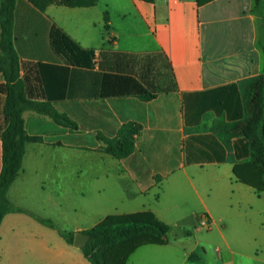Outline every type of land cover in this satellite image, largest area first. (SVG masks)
<instances>
[{
    "label": "crops",
    "instance_id": "crops-1",
    "mask_svg": "<svg viewBox=\"0 0 264 264\" xmlns=\"http://www.w3.org/2000/svg\"><path fill=\"white\" fill-rule=\"evenodd\" d=\"M261 27L255 0H99L44 13L17 0L27 94L77 130L26 114L41 141L27 144L10 201L74 237L109 215L154 213L170 242L143 245L126 264H264V192L234 172L249 143L232 139L230 153L214 132L243 118L242 83L264 72ZM4 83L0 74V175ZM130 123L140 126L130 156L100 150L98 134L113 139ZM0 264L92 263L33 215L10 213Z\"/></svg>",
    "mask_w": 264,
    "mask_h": 264
},
{
    "label": "trees",
    "instance_id": "trees-1",
    "mask_svg": "<svg viewBox=\"0 0 264 264\" xmlns=\"http://www.w3.org/2000/svg\"><path fill=\"white\" fill-rule=\"evenodd\" d=\"M41 12L51 5L67 7H91L99 0H27ZM154 1V0H144ZM200 6L214 0H198ZM256 8L264 17V0H255ZM17 0H0V74L4 77L3 90L6 94L4 116L6 127L2 132L3 168L0 175V225L7 214L26 213L33 215L43 224L55 229L70 244H74V234H68L51 221L40 219L34 214L14 205L8 192L22 168L26 146L39 142L41 138L30 136L25 129V116L35 113L47 117L57 124L77 130L76 123L65 113L56 110L49 102L35 101L26 91L21 77L22 62L15 48L14 13ZM260 44L264 53V29L260 28ZM149 95L147 99L154 98ZM244 116L240 121L225 123L215 127V134L231 152V141L244 137L250 148V157L235 163L234 172L243 182L260 192H264V72L242 83ZM140 126L124 125L118 135L109 139L98 134L100 150L122 159L134 152ZM170 227L152 212H138L125 215H109L95 227L85 231L90 236L82 248L84 256L92 264H126L129 256L139 247L147 244L166 245Z\"/></svg>",
    "mask_w": 264,
    "mask_h": 264
},
{
    "label": "water",
    "instance_id": "water-1",
    "mask_svg": "<svg viewBox=\"0 0 264 264\" xmlns=\"http://www.w3.org/2000/svg\"><path fill=\"white\" fill-rule=\"evenodd\" d=\"M89 239H90V236L87 235L86 233H84V232L77 233L75 235L74 245L79 247V248H83L86 246Z\"/></svg>",
    "mask_w": 264,
    "mask_h": 264
}]
</instances>
